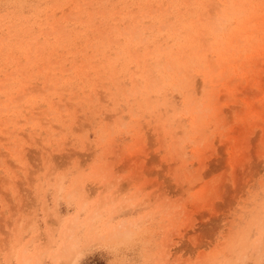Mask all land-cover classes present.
<instances>
[{
  "label": "rangeland",
  "instance_id": "obj_1",
  "mask_svg": "<svg viewBox=\"0 0 264 264\" xmlns=\"http://www.w3.org/2000/svg\"><path fill=\"white\" fill-rule=\"evenodd\" d=\"M0 264H264V0H0Z\"/></svg>",
  "mask_w": 264,
  "mask_h": 264
}]
</instances>
